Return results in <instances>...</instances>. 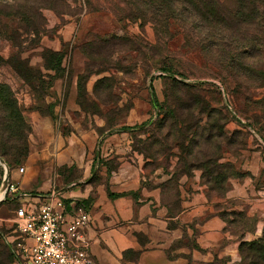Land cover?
I'll use <instances>...</instances> for the list:
<instances>
[{
	"label": "rangeland",
	"instance_id": "374dc122",
	"mask_svg": "<svg viewBox=\"0 0 264 264\" xmlns=\"http://www.w3.org/2000/svg\"><path fill=\"white\" fill-rule=\"evenodd\" d=\"M184 4L0 0V87L11 94H0V191L5 166L8 183L25 178L43 194L77 181L106 141L126 143L145 173L199 174L218 196L232 181L264 191V61L206 50L181 23ZM10 200L2 237L18 236Z\"/></svg>",
	"mask_w": 264,
	"mask_h": 264
},
{
	"label": "crops",
	"instance_id": "0c3cea01",
	"mask_svg": "<svg viewBox=\"0 0 264 264\" xmlns=\"http://www.w3.org/2000/svg\"><path fill=\"white\" fill-rule=\"evenodd\" d=\"M126 146L106 141L81 179L59 187L68 211L80 208L90 217L84 234L94 264H238L240 244L262 236L264 191L232 181L218 196L199 174L173 179L161 169L145 173L132 155H122ZM74 160L85 162L78 155ZM15 179L20 191L44 195L28 190L33 187L25 178ZM243 214L257 218L252 230L236 225L235 215Z\"/></svg>",
	"mask_w": 264,
	"mask_h": 264
},
{
	"label": "built area",
	"instance_id": "2783aa9c",
	"mask_svg": "<svg viewBox=\"0 0 264 264\" xmlns=\"http://www.w3.org/2000/svg\"><path fill=\"white\" fill-rule=\"evenodd\" d=\"M6 197L19 204L11 220L18 236L3 237L16 264H94L84 234L90 217L80 208L68 211L59 189L34 196L8 183Z\"/></svg>",
	"mask_w": 264,
	"mask_h": 264
},
{
	"label": "trees",
	"instance_id": "16d2710c",
	"mask_svg": "<svg viewBox=\"0 0 264 264\" xmlns=\"http://www.w3.org/2000/svg\"><path fill=\"white\" fill-rule=\"evenodd\" d=\"M184 3L185 18L181 23L184 27L190 25L198 28L195 37L206 50L218 49L231 56L229 51L238 47L249 59L264 61V0H184ZM2 88L0 87V94L2 91L8 93L6 87ZM8 95H11L10 92ZM152 96L156 102L153 90ZM94 162L93 165L96 163ZM175 176L176 173L173 174V179H176ZM8 199L6 197L4 202ZM10 201L17 204L13 199ZM18 207L19 204L16 209ZM1 234L0 232V241L6 251L7 262L16 264L18 258ZM239 254L241 261L238 264H264V229L259 239L241 243Z\"/></svg>",
	"mask_w": 264,
	"mask_h": 264
},
{
	"label": "water",
	"instance_id": "95a60500",
	"mask_svg": "<svg viewBox=\"0 0 264 264\" xmlns=\"http://www.w3.org/2000/svg\"><path fill=\"white\" fill-rule=\"evenodd\" d=\"M1 162V160H0ZM2 163V162H1ZM5 166V165H4ZM9 178H10V172L7 166H5V174H4V182H3V186L1 190H6L7 186H8V182H9ZM4 201V199H0V204Z\"/></svg>",
	"mask_w": 264,
	"mask_h": 264
},
{
	"label": "bare ground",
	"instance_id": "6f19581e",
	"mask_svg": "<svg viewBox=\"0 0 264 264\" xmlns=\"http://www.w3.org/2000/svg\"><path fill=\"white\" fill-rule=\"evenodd\" d=\"M0 192H1V195H0V199H1L4 194V190H1Z\"/></svg>",
	"mask_w": 264,
	"mask_h": 264
}]
</instances>
